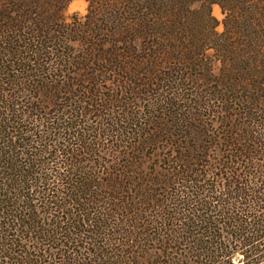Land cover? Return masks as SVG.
<instances>
[{
  "label": "trees",
  "instance_id": "16d2710c",
  "mask_svg": "<svg viewBox=\"0 0 264 264\" xmlns=\"http://www.w3.org/2000/svg\"><path fill=\"white\" fill-rule=\"evenodd\" d=\"M0 264H264V0H0Z\"/></svg>",
  "mask_w": 264,
  "mask_h": 264
},
{
  "label": "rangeland",
  "instance_id": "374dc122",
  "mask_svg": "<svg viewBox=\"0 0 264 264\" xmlns=\"http://www.w3.org/2000/svg\"><path fill=\"white\" fill-rule=\"evenodd\" d=\"M86 13V4L83 1H75L72 4L69 5V7L67 8V16L73 15V14H77L79 17H83ZM212 15L220 22L222 19V16L220 14V11L217 7H213L212 8ZM222 31L221 26H219L217 28V32L220 33ZM107 79V78H106ZM110 81H106V82H102L101 84V89L103 92V95L106 97H110V95H115L118 93V95L121 96L120 94V89L118 84L114 81V79L110 78ZM32 93V92H31ZM125 98V97H123ZM26 99H24L25 101ZM211 133H214V131H211ZM154 150L153 148H149L146 152H145V157L137 155L134 156L136 158H138L139 160H137L136 163H133V166L131 167V171L134 174V177L138 174H142V177L144 182L146 181H150L153 179V177L158 174L161 175L164 171L163 170H167V164H168V159L166 158V156L158 159L156 157H152V155L154 154ZM163 155H167L165 152H163ZM100 157L103 160H108L109 162H111L112 157L109 156L108 154L105 155H100ZM55 167L52 169V171L55 172ZM57 170L58 173H63L65 172V170H63V168L57 166ZM51 172L48 171V174ZM105 173V171H104ZM47 174V175H48ZM51 177L52 175L49 174ZM150 175V177H149ZM50 177V179H51ZM53 182V180H52ZM57 187L54 185V188ZM241 257L240 255L238 256V258Z\"/></svg>",
  "mask_w": 264,
  "mask_h": 264
}]
</instances>
